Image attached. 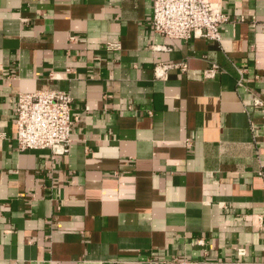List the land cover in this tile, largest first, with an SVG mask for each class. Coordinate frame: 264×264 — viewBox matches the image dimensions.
Masks as SVG:
<instances>
[{
    "label": "crops",
    "instance_id": "1",
    "mask_svg": "<svg viewBox=\"0 0 264 264\" xmlns=\"http://www.w3.org/2000/svg\"><path fill=\"white\" fill-rule=\"evenodd\" d=\"M216 1L220 42L153 0H0V264H264V0ZM38 89L73 97L64 154L16 145Z\"/></svg>",
    "mask_w": 264,
    "mask_h": 264
},
{
    "label": "built area",
    "instance_id": "2",
    "mask_svg": "<svg viewBox=\"0 0 264 264\" xmlns=\"http://www.w3.org/2000/svg\"><path fill=\"white\" fill-rule=\"evenodd\" d=\"M229 20L222 3L216 0H153L150 20L152 30L170 39L190 40L203 37L207 40H222V25ZM108 43V47H117ZM172 64L159 63L155 67L157 76L165 75ZM182 70L186 64L181 63ZM217 67L205 71L212 77ZM73 97L64 89H38L19 92L15 105L16 135L20 150L50 149L53 154H64L69 150L73 128ZM198 243H204L199 238ZM173 264H202L201 259L178 258Z\"/></svg>",
    "mask_w": 264,
    "mask_h": 264
}]
</instances>
